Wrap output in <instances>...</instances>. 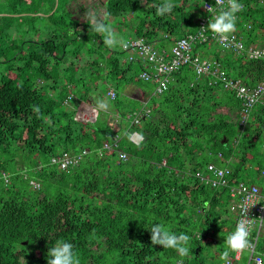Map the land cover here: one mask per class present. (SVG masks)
Segmentation results:
<instances>
[{"label":"trees","instance_id":"1","mask_svg":"<svg viewBox=\"0 0 264 264\" xmlns=\"http://www.w3.org/2000/svg\"><path fill=\"white\" fill-rule=\"evenodd\" d=\"M44 1L3 0L17 18V13L38 8ZM242 1L246 7L237 14L234 33L245 36L248 43H258L264 36V3ZM171 2L175 6L164 16L156 15L162 0H106L104 13L110 14L108 22L119 35L125 32V40L143 37L158 47H169L195 32L198 19L207 16L202 9L187 26L186 0ZM53 6L52 0L47 12ZM53 15L47 16L55 26L65 27L66 18ZM27 18L33 21L32 15ZM121 25L126 29L121 30ZM26 28V32L35 30L29 22ZM6 31L0 30V40L8 42L6 49L0 47V64L7 62L9 70L32 67L37 79L50 82L42 89L27 78L21 82L0 79V173H10L8 183L0 179V264H47L48 250L58 240L73 244L81 264L223 262L225 238L234 223L231 198L228 187H213L200 176L208 174L210 164L228 167L225 179L229 183H253L264 193L260 176L264 104L257 103L241 125L242 101L214 76L198 75L189 65L176 71L167 88L154 95L153 86L138 77L142 63L125 60L122 48L106 47L88 19L65 30H51L45 42H34L20 63L22 47ZM25 42L30 38L21 44ZM193 51L214 59L228 77L246 86L254 87L264 78L262 59L237 56L211 41L194 45ZM67 52L75 60L82 56L90 60L84 64L66 60L70 70L53 72L52 65ZM66 72L65 84L57 88L53 75L61 77ZM126 86L135 88V100L125 95ZM110 89L113 98L107 94ZM69 94L72 100L65 104ZM97 100L113 106L116 125L108 122L110 115L103 111L98 116L94 112L86 122L75 120L80 102L96 104ZM140 106L149 111L133 123L126 114ZM134 130L145 136L140 147L129 140ZM115 136L117 151L103 148ZM13 150L25 157L18 167L16 162L11 164ZM81 150L88 153L75 166L59 169L49 163L57 153ZM119 152L125 154L124 159ZM22 168L39 181V188L34 189L28 180L20 183ZM154 223H163L176 234H188L189 255L181 258L174 250L152 245L149 230ZM259 248L264 251V242ZM244 260L245 256L231 264H244Z\"/></svg>","mask_w":264,"mask_h":264},{"label":"built area","instance_id":"2","mask_svg":"<svg viewBox=\"0 0 264 264\" xmlns=\"http://www.w3.org/2000/svg\"><path fill=\"white\" fill-rule=\"evenodd\" d=\"M261 1L264 3V0ZM239 2L243 4L244 9L246 5L242 0H239ZM209 6L214 7L217 11L221 7V5L215 3V0H204L202 9L207 16H201L198 19V26L195 32L187 33L179 37L169 47H158L154 43L148 42L145 38L138 37L128 38L126 40L128 42V47L122 48V50L126 53L125 60L130 62L138 60L142 63L143 69L138 72V77L153 85L152 94L154 95L161 94L167 88L170 81L173 80L174 73L185 65L191 66L198 75L214 76L213 78L219 81L225 89L232 91L235 96L242 101L243 110L241 112L240 123L244 125L252 108L257 103L264 104V78L254 87L246 86L240 79L228 77L226 72L220 69L217 61L193 51V48L194 45L198 43L211 41L216 43L223 50L233 51L237 56L251 60H264V36L258 43H248L239 34L232 33L227 41H221L219 37L214 36L210 31L204 29L207 27L208 22H211L216 15L215 11H207V7ZM222 6L227 7L226 0ZM225 44L227 46H224ZM107 94L113 98V89H110ZM148 111L147 108H141L127 113L126 117L132 120L133 123H138L139 118ZM87 119L86 117V120ZM132 132L138 131L134 130ZM133 140L134 138L130 141L133 142ZM117 147V136L113 137L112 142L105 141L103 143V148L107 150L117 151ZM87 153L88 150H81L77 153L62 151L50 157L49 163L59 169L70 168L77 165ZM119 154L122 159L125 158L124 153L119 152ZM162 164L164 165L165 162L162 161ZM207 172L208 174H202L200 176L202 182L218 188L224 186L228 187L229 196L231 198L229 209L234 213L232 231L237 221L240 219L241 205L251 206L247 216L250 219H254L251 239L255 247L252 252L245 253L244 264H257L258 260H264V255H262L264 251L259 248L260 242H264V193L261 192V187L243 181L229 183L228 180L225 179V176L230 173L228 167H219L210 164L208 165ZM21 174L23 179L28 180L29 185L34 189L40 187L39 181L29 177L25 171H21ZM260 176L264 184V168ZM0 179L3 180L4 183H8L10 180V173L1 172ZM242 258L243 254H233L230 259V264L232 261H241ZM221 264H224V261Z\"/></svg>","mask_w":264,"mask_h":264},{"label":"clouds","instance_id":"3","mask_svg":"<svg viewBox=\"0 0 264 264\" xmlns=\"http://www.w3.org/2000/svg\"><path fill=\"white\" fill-rule=\"evenodd\" d=\"M140 2L143 3V0H140ZM215 3L221 5V7L218 11L214 7H207L208 12L215 11L216 15L211 22H208L207 27L204 29L210 31L214 36L219 37L221 41H227L230 34L237 30L236 14L243 11L244 6L239 0H226L227 7L222 6L225 0H215ZM174 6L171 0H162V3L156 6V15L164 16L170 14ZM85 15L91 25L92 31L103 37V44L106 47L111 49L128 47V42L120 36L108 22L109 13H103L101 18L97 11L90 10L85 13ZM75 30H73V32ZM70 34L73 33L70 32ZM224 46L227 45L225 44ZM108 108L109 103L107 100H97L93 111H95L98 116L100 111H107ZM34 111L38 113L39 108L34 107ZM128 135L130 140L134 138L133 142L137 147H140L145 141V136L142 132H132ZM250 207L251 206L241 205L240 219L237 221L234 230L225 238L226 248L220 256L224 264H230V254L250 253L255 247L251 239L254 219H250L247 216ZM149 231L151 233L150 241L152 245L174 250L181 258L189 255L191 237L188 234L183 232L176 234L163 223H154ZM92 238H96L95 233H93ZM47 264H81V260L72 243L65 240H58L56 244L48 250ZM178 264H183V260L181 259L178 261ZM257 264H264V260H258Z\"/></svg>","mask_w":264,"mask_h":264},{"label":"rangeland","instance_id":"4","mask_svg":"<svg viewBox=\"0 0 264 264\" xmlns=\"http://www.w3.org/2000/svg\"><path fill=\"white\" fill-rule=\"evenodd\" d=\"M53 1H54V6L49 12H47V10L49 7H51L52 0H45L38 8L31 9L29 11H24L21 13H17V15L19 16V18H17L15 14L8 11L9 9L6 7V4L3 2V0H0V30L4 28L8 30L6 31V34H11L12 39L18 44H20V46L22 47V54L19 55L20 58L22 57V59H19V63L21 61L23 62L25 61L27 57L26 56L27 52L31 50L32 48H34L35 46L34 42H40V41H42V43L45 42L43 40L49 37L51 30L53 29H55L56 31H60V29L65 30L66 28H69L71 25L75 24V22H79V21L83 22L87 20L85 13H87L90 10L97 11L102 18L103 13L105 11V3H106V0H72L68 4L67 2L66 3L64 2L65 0H53ZM202 3H203V0H186L185 9L190 12L189 17L186 21L187 26H191L197 19V16L202 11ZM35 5L37 6L38 4L36 3ZM57 7L59 8H58V11L56 12ZM52 13H54V15L51 17H55L58 19V15L61 14L66 18L67 21H66L65 27L61 26L60 28H58L57 26H55L56 24L53 23L51 19L47 16ZM28 15L33 16V21H29V19L27 18ZM8 16H14V18L7 20L6 17ZM130 20L128 19L127 22L130 23L131 22ZM28 22L32 23L35 26V30L29 29L27 32L25 31V29H27L26 24ZM120 27H121V30L126 29L122 25ZM124 33L125 32L123 31L120 36L123 37ZM29 38H30V42H25L24 44H21L22 41L29 40ZM242 38L246 41L245 36H243ZM5 41L6 40H0L1 48H4V49L7 48L8 42H5ZM37 46H41V45H37ZM68 49L69 48H67V50ZM72 58H73V55L67 52L64 55L62 60L57 61L59 62L57 65H52L53 72H59L60 69H64V68H67L68 70H70V65L67 64L66 60L68 61L72 60V62H74L75 64L77 63L84 64L88 60H90L88 59L90 57L87 58V56H82L80 60H75L74 58L73 59ZM6 63L7 62L0 64V79L4 77V78H10L14 82H21L24 78H27L31 82L34 81L38 85H41L38 87L42 89L43 88L45 89L46 85H48L50 82V81H46L43 77L37 79L36 74L32 72L33 71L32 67L30 68V70H26L24 68L22 70H18V69L9 70L6 67ZM81 71L82 70L80 69V67H78L76 72L79 74ZM68 73L69 72L64 73L63 76L61 77L57 75H53V78L56 79L57 88H61V86L65 84V80H66L65 77L68 75ZM85 82H87V80H85ZM128 87L129 86H126L125 88H128ZM72 97L73 95L69 94L65 98L64 103L69 104V102L72 100ZM89 105H92V104L90 102L89 103L80 102L77 108V111H76L75 120L85 122V121L91 120L94 117L93 109L95 108L94 107L95 105H92L91 107H89ZM86 117L88 118L87 120H86ZM100 118L102 119L103 117H100ZM114 119H116V117L109 118V121L113 123L115 121ZM10 156L12 157L11 164H13V162H16L17 167L21 165L22 160L23 161L25 160V157L23 156V154L19 152L18 150H13ZM22 171H25V168H22ZM25 181H26L25 179H22L20 183L24 184ZM13 182L15 184H18L16 181H13ZM204 255H208V252H204Z\"/></svg>","mask_w":264,"mask_h":264},{"label":"crops","instance_id":"5","mask_svg":"<svg viewBox=\"0 0 264 264\" xmlns=\"http://www.w3.org/2000/svg\"><path fill=\"white\" fill-rule=\"evenodd\" d=\"M149 85L151 86L152 84H150L149 83ZM153 86V85H152ZM153 91V90H152ZM124 93H125V95L127 96V97H130V98H132V99H136L137 97H138V93H136V91H135V88L133 87V86H130V87H128V88H125V90H124ZM136 97V98H135ZM93 103H95V102H93ZM92 104V103H91ZM145 104V103H144ZM144 104L143 105H141L142 107L144 106ZM92 105H96V104H92ZM92 105H89V107H91ZM140 106V107H141ZM95 107V106H94ZM141 107V108H142ZM103 112H107V113H109V117L110 118H113V112H114V108H113V106H111V104L109 103V108H108V110L107 111H103ZM93 113H94V111H93ZM79 114V113H78ZM101 117H103V116H101ZM115 118V117H114ZM108 120H109V118H108ZM115 121L113 122V123H115V125L117 124V119H114ZM110 122V121H109ZM111 123V122H110ZM244 256H246L245 254H243V257ZM243 259V258H242ZM222 263V262H221ZM220 263V264H221Z\"/></svg>","mask_w":264,"mask_h":264}]
</instances>
